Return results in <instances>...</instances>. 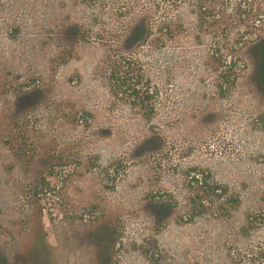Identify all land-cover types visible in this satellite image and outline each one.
Returning <instances> with one entry per match:
<instances>
[{
    "label": "rangeland",
    "instance_id": "obj_1",
    "mask_svg": "<svg viewBox=\"0 0 264 264\" xmlns=\"http://www.w3.org/2000/svg\"><path fill=\"white\" fill-rule=\"evenodd\" d=\"M259 2L0 0V264H264Z\"/></svg>",
    "mask_w": 264,
    "mask_h": 264
},
{
    "label": "trees",
    "instance_id": "obj_2",
    "mask_svg": "<svg viewBox=\"0 0 264 264\" xmlns=\"http://www.w3.org/2000/svg\"><path fill=\"white\" fill-rule=\"evenodd\" d=\"M259 7L257 8V16L261 17L264 15V5H263V1L264 0H259Z\"/></svg>",
    "mask_w": 264,
    "mask_h": 264
}]
</instances>
